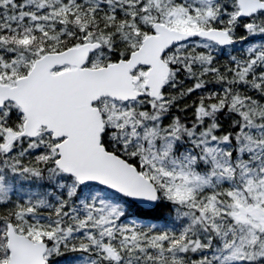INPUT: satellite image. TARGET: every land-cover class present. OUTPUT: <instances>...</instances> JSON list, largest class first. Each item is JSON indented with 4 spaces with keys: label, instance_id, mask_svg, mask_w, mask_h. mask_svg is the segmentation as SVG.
Instances as JSON below:
<instances>
[{
    "label": "snow or ice",
    "instance_id": "obj_1",
    "mask_svg": "<svg viewBox=\"0 0 264 264\" xmlns=\"http://www.w3.org/2000/svg\"><path fill=\"white\" fill-rule=\"evenodd\" d=\"M0 264H264V0H0Z\"/></svg>",
    "mask_w": 264,
    "mask_h": 264
}]
</instances>
